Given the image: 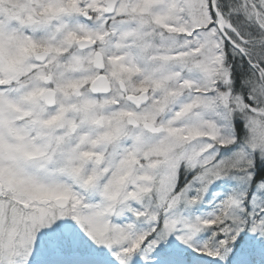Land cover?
<instances>
[{
    "label": "snow or ice",
    "instance_id": "obj_1",
    "mask_svg": "<svg viewBox=\"0 0 264 264\" xmlns=\"http://www.w3.org/2000/svg\"><path fill=\"white\" fill-rule=\"evenodd\" d=\"M0 264H264V0H0Z\"/></svg>",
    "mask_w": 264,
    "mask_h": 264
}]
</instances>
